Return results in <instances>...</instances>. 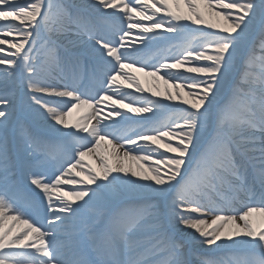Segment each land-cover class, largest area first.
<instances>
[{
    "label": "snow or ice",
    "instance_id": "snow-or-ice-1",
    "mask_svg": "<svg viewBox=\"0 0 264 264\" xmlns=\"http://www.w3.org/2000/svg\"><path fill=\"white\" fill-rule=\"evenodd\" d=\"M0 264H264V0H0Z\"/></svg>",
    "mask_w": 264,
    "mask_h": 264
},
{
    "label": "bare ground",
    "instance_id": "bare-ground-1",
    "mask_svg": "<svg viewBox=\"0 0 264 264\" xmlns=\"http://www.w3.org/2000/svg\"><path fill=\"white\" fill-rule=\"evenodd\" d=\"M136 75H138V76H140V78L142 79V83H143V85H144V87H146V88H148V87H153V81H152V79L150 78V77H145L144 75H143V73H139V72H137L136 73ZM159 87H160V89L162 90L163 89V87H164V85H162L161 84V82L159 83ZM87 110L86 109H82L81 110V115H83L84 114V112H86ZM86 160H87V162L89 163V164H92L93 166H95V160L93 159V158H86ZM255 220H259L260 219V217H255L254 218ZM8 224H11V221H7L6 222V226L8 225Z\"/></svg>",
    "mask_w": 264,
    "mask_h": 264
},
{
    "label": "rangeland",
    "instance_id": "rangeland-1",
    "mask_svg": "<svg viewBox=\"0 0 264 264\" xmlns=\"http://www.w3.org/2000/svg\"><path fill=\"white\" fill-rule=\"evenodd\" d=\"M141 81H142V79H141ZM161 84L163 85V83L161 82Z\"/></svg>",
    "mask_w": 264,
    "mask_h": 264
}]
</instances>
